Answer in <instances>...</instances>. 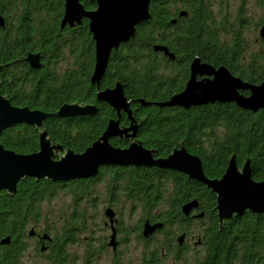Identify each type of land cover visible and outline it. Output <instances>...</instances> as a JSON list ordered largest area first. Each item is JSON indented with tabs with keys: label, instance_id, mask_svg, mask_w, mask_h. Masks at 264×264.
<instances>
[{
	"label": "trees",
	"instance_id": "1",
	"mask_svg": "<svg viewBox=\"0 0 264 264\" xmlns=\"http://www.w3.org/2000/svg\"><path fill=\"white\" fill-rule=\"evenodd\" d=\"M254 1L264 6V0ZM47 2L0 0L2 13L6 7L17 9L20 5L24 11H33L34 14L28 17L36 20L32 24L20 22L17 31L8 26L9 34L0 30V66L8 60L14 61L10 68L15 67L20 73L23 70L21 74L26 76V66L17 60L26 52L36 49L37 44H43L45 34L46 37L48 35L44 70L37 74L32 72L31 75L36 77L33 96L29 100L16 98L12 94L9 97L16 105L20 102L32 110L40 109L48 113L56 112L64 104L97 105L99 111L93 117L51 118L45 125L52 141L65 149L83 153L105 132L116 113L106 104L97 101V87L91 84L95 67V47L91 35L87 29L81 33L61 32L57 9L60 0H49L48 6ZM209 10L210 5L205 0H154L150 6L151 19L138 27L133 40L121 45L111 55L100 88L106 90L114 88L117 82L122 84L125 96L133 101L131 108L139 125L137 138L146 148L155 150L157 157H166L172 149L183 144L189 153L201 159L205 175L217 179L224 175L229 160L235 155L239 166L250 159L253 179L264 181V110L253 113L240 109L234 103H218L170 113L165 109L144 107L138 103L139 100L164 102L172 97L184 82L188 61L196 55L211 65L229 67L247 82L260 84L264 81V66H259V54L249 68L243 67L240 70V40L236 38L232 47L220 43L216 29L211 31L206 25L208 17H211ZM181 11H186L188 16L180 18ZM42 12L48 19L46 25L42 23ZM173 19H177L176 24H172ZM33 27L35 29H31ZM16 38L24 39V45L18 47L15 44ZM62 41L65 42L64 50L58 46ZM156 45H165L172 53L177 52L182 58V64L185 60L184 65L175 71L173 63L164 57L160 60L154 52ZM64 51H67V56L75 59V64L74 68L60 73L58 64L64 58ZM165 63L170 72L163 77L160 72ZM5 70V73L11 71L9 67ZM175 72H178L176 77ZM36 75L44 77L38 80ZM163 87H166V91L160 93ZM121 121L123 126L131 124L124 114ZM0 143L6 149L16 152L34 153L39 147L38 131L24 125L17 126L6 130L0 137ZM111 143L115 147H126L117 138L111 140ZM102 170L98 177L70 183L80 187L83 196L88 192L87 185H95L102 180L104 171L108 173L106 167ZM111 177L115 185L122 181L131 193L138 196L141 192L139 189L143 192L152 190L161 174L156 169L131 168L126 169L125 174L115 170ZM163 177H167L166 174ZM173 179L177 185L174 205L178 211L182 202L201 198H206L215 206V197L202 184L179 173ZM51 189H56V186L53 188L47 182L28 179L21 183L14 197L5 192L0 193V241L11 237L9 246L0 245V264H20L24 250L21 252L17 249L15 243L20 237L22 223L28 215L38 216L36 205L52 196ZM213 223L208 236L212 263L234 264V261L239 260L241 264H264V215L246 213L226 222L223 229H220L217 221ZM53 254L55 259L63 256L60 247Z\"/></svg>",
	"mask_w": 264,
	"mask_h": 264
},
{
	"label": "water",
	"instance_id": "2",
	"mask_svg": "<svg viewBox=\"0 0 264 264\" xmlns=\"http://www.w3.org/2000/svg\"><path fill=\"white\" fill-rule=\"evenodd\" d=\"M97 3L96 11L87 12L79 0H66V9L62 25L74 26L83 18L90 20V33L96 46L95 69L91 84L100 88L113 49L129 43L137 35L138 27L151 19L150 6L154 0H91ZM180 16H187L182 12ZM176 20L172 21V24ZM5 26L0 15V27ZM260 34L264 38V27ZM154 52H163L173 61L175 55L166 46L156 45ZM27 60L33 69H40V55L29 54ZM0 66V73L3 70ZM198 77H205L198 80ZM250 92L245 96L244 92ZM97 101L108 103L117 118L109 121L105 132L83 153H76L55 144L44 127L51 118H82L98 114V106L91 104H64L55 113L32 110L29 107H14L9 99L0 94V136L18 125L34 127L39 131V151L33 154H19L6 149L0 143V193L6 192L13 197L18 191V184L28 178L37 181L66 183L86 180L97 176L106 166L150 167L173 170L188 179L206 186L216 196L215 211L221 227L225 220L242 217L247 212L264 214V181H255L252 176L251 160L242 167L238 166L236 156L229 160L227 169L221 178L210 179L204 173L203 164L198 156L188 152L183 144L175 148L167 158H155V151L147 149L136 139L139 125L131 106L133 101L125 96L124 88L117 82L114 88L98 90ZM144 107L160 108L180 107L190 109L209 104H236L242 110L257 113L264 110V82L251 84L234 77L225 67H215L195 59L191 66V77L183 92L174 95L167 102L155 103L139 100ZM125 113L131 122L128 127H121L120 117ZM120 138L129 142L126 148L115 147L111 140ZM58 158V160H57ZM198 202L192 201L183 207V213L189 216L198 208ZM106 216L114 218L112 210ZM202 215L198 216L201 217ZM156 227V226H155ZM155 228L146 224L145 235H150ZM182 239V238H181ZM11 237L0 241L1 246H9Z\"/></svg>",
	"mask_w": 264,
	"mask_h": 264
},
{
	"label": "flooded vegetation",
	"instance_id": "3",
	"mask_svg": "<svg viewBox=\"0 0 264 264\" xmlns=\"http://www.w3.org/2000/svg\"><path fill=\"white\" fill-rule=\"evenodd\" d=\"M20 1L21 0H18V2H20ZM45 1H48L46 4L48 6L49 0H45ZM79 2L84 7L85 11H87V12L96 11L98 8L97 3L92 2L91 0H79ZM16 7H17V3H16ZM57 9L59 12L58 19L60 20L59 21V27H60L61 32L64 31V32H68V33H72V32L73 33H81V31L83 29H87L88 33L91 35V33H90V20L88 18H83L81 20V23H76V24H74V26H70V25L63 26L62 25V21L64 18L65 9H66V0H60V3L58 5ZM3 11H4L3 13L0 11V15L4 18L5 26L0 27V30H2L3 32H5L7 34H9V32H10L9 28L14 30V31H17V29L20 28V26H18V24L20 22L26 21V24L27 23L32 24L33 22L36 21L35 18L28 17L30 14H34V12L30 11V13H29V11H24V8L21 7L20 5H18L17 9L16 8L10 9V8L6 7L5 9H3ZM182 12H185V11H181L179 13L180 18L188 16L187 12H186L187 16H180ZM41 19H42L43 24L46 25L48 23L47 16L44 12H42ZM173 20H176V23H177V19H173ZM211 21H213L212 14H211V17L210 16L208 17L207 22L211 23ZM176 23H173V24H176ZM233 23L237 24V26H240L242 21L239 20V22H237L234 19ZM223 24H225V22H223ZM8 26H9V28H8ZM237 26H235L233 29L227 28L228 29L227 30L226 28L221 27V25H220V27L224 31V38L221 39V43L223 45L227 44V40H229V39H233L235 42L236 38L242 34L241 30L239 28H237ZM31 29H35V28L33 27ZM214 29L215 28H211L210 30L212 31ZM236 29L238 32L236 31ZM61 35H62V37L65 38V36L63 34H61ZM259 35H260V33H259ZM91 37H92V35H91ZM18 39L19 38L15 39V44L18 47L23 46L24 45V39L23 40H18ZM31 39H33V37H31ZM47 39H48V35L46 37V34H45V42H43V44H37L35 46L36 49H33V50L26 52L24 54V56H22L20 58V60H17L18 63H23L26 66V69L28 70V73L26 76L21 74L23 72V70H21V73H20L19 70L16 69L15 67L10 68V66H12V63L14 61L8 60L9 62L1 65L4 68L2 70L3 73H0V94L7 97L14 107L25 108L26 105H22L20 102H18V105H16L15 104L16 102L14 103L12 101V99H10V97H9L10 94L14 95V97H16V98H19V99L20 98H26L27 100L31 99V97L34 94V85H35L34 84V78H36V77L35 76L31 77V75H32V72H35L37 74V73H40L42 70H44L45 55L47 53V52H45V49L48 48V45H47L48 40ZM92 40H93V37H92ZM234 42L232 44H229V45L227 44L228 47H232L234 45ZM257 42L258 43H264V39L260 38L257 40ZM93 43H94V47L96 49L94 40H93ZM64 44H65V42L62 41V42H60V44H58V46L62 47V50H64L65 49ZM162 46H165V45H162ZM30 53L40 55V62H41V68L40 69H33L29 63H27L25 61H21V59L27 57ZM156 54L161 55L164 58H167V61L173 63V68L175 71L176 70L178 71L180 69V67L183 66L185 63V60H184V63L182 64V58L179 56V54L177 52H174V51H173V54L175 55V58L173 59V61L170 60L167 56H165V54L163 52H159ZM195 59H200L201 63H203V64L211 65L207 62H204L202 60V58L198 55H196L191 61H188V64H187L188 69H187V74L184 78V82H183L182 86L180 87V90L178 92L174 93V95L180 94L181 92H183L185 90L187 83L191 77V66H192L193 62L195 61ZM17 62H15V63H17ZM240 63L241 62L238 59V66H239V69L241 70L243 68V65H241ZM211 66L215 67V69H218L220 67H225L234 77L242 79L241 77H239L237 75V73L232 72L231 69L225 65H219V66L211 65ZM7 67H9V69H11V71L5 73V71H6L5 69H7ZM177 74H178V72H175L174 77H176ZM36 76H37L38 80H40V78L43 79V77H44V75H42V76L36 75ZM172 76H173V74H172ZM204 78L205 77H198V80H202ZM243 81L247 82L245 80H243ZM160 84H163V83H160ZM251 84H253V83H251ZM165 88L166 87L161 88L160 93L163 91H166ZM243 94L245 96H249L250 92L249 91L244 92ZM174 95H172V97ZM170 99H171V97L164 102H167ZM155 103H161V102H155ZM216 104H218V103H216ZM209 105H214V104H209ZM205 106H208V105H204V106H200V107H192L188 110L184 109V108H180V107H173V108H171V107H166V108L158 107V108L159 109H165L168 112L173 113V111H189V110L194 109V108H202ZM155 107H157V106H155ZM37 110H40V109H37ZM41 111H43V110H41ZM43 112H46V111H43ZM18 126H22V125H18ZM24 126H26V125H24ZM128 126H130V125H128ZM128 126H125V127H128ZM38 136H39V131H38ZM117 139H119L120 141H123L120 138H117ZM162 141L165 142L166 140L162 139ZM54 143L57 144L56 142H54ZM124 143L126 144V147H128L130 141L129 142L126 141ZM172 143H173V141H172ZM126 147H124V148H126ZM118 148H121V147H118ZM147 149H149V148H147ZM150 150H152V149H150ZM38 151H39V147H38V150L35 151L34 153H36ZM172 151H173V149H172ZM16 153L33 154V153H20V152H16ZM155 158L156 159L167 158V156L166 157H157L156 151H155ZM57 160H58V158H57ZM242 165L241 166L238 165V166L242 167ZM131 168H134V167H116V166L106 167L110 179H112L111 176L115 170L121 171L122 174H125L126 169H131ZM143 168L156 169L158 171V173L161 174V178L156 181V184L152 190H148L146 192H143L141 189H139L141 192H140V195H138V196H137V194H135L133 192L131 193L128 190L129 188L127 187V185L124 184L122 181H121V184L115 185L113 183V180H111V185H109L110 189H109V193H108L109 203H108L106 210H105V216H106L107 210H112V212L114 214V218L112 219L113 222H111V219L106 216L108 222L104 221L105 226L108 227L109 231L111 232V235L107 239V240H109V242H107V240H106V243L102 242V248L101 249L98 248L97 251H93V250L90 251L89 255L95 257V256L103 253L105 251V249L108 248V249H110L111 254H112V264H133L134 262H135V264H190L191 261L189 260L188 257H194V256H196L195 259H197V261H195L196 264H216V263H212V260L209 258V255L211 253V250H210L211 241H208L209 240L208 236H210L209 234L211 232V226L214 224L213 223L214 221H217L220 229H223L226 222H228L232 219H235L236 217H233L230 220H225L223 222L222 227H221V223L219 221L218 214L215 211L216 196H214L213 193L206 186H204L207 189L208 193L212 194L215 197V200H214L215 206L214 205L212 206L211 205L212 202H208L206 198H201V199H198L199 200L198 208L193 210L189 216H186L183 213L182 209L186 204L192 202L193 200H191L190 202H182L180 204V212H179L180 213L179 215L182 216L181 218H183L182 219L183 222H187V220L198 219V221L204 225L201 229V232H200L201 234L197 235L193 232H188L189 229H187L185 226L178 225V227L181 228V234L177 235V233H176L175 235H173V225L176 224V222H174L175 219L173 220V205H174L173 199L175 198L173 196H176V191H177V185L175 183V180L173 179V176L178 172L173 171V170H163V169H158V168H153V167L152 168L143 167ZM102 169H105V167L101 168L100 172L103 171ZM100 172H99V174H100ZM99 174L95 177H98ZM164 174H166L167 177L164 178L163 177ZM123 176H122V179H123ZM28 179H31V178H28ZM28 179L21 181L18 184V191H19V186L21 185V183L27 181ZM36 182H39V181L36 180ZM41 182H47V181L41 180ZM47 183L51 184L53 188H55V186H56V189H59V190L63 189L65 187V184H66V183H53V182H47ZM67 189H71V188H67ZM74 189H77L78 191L81 190L80 187H74ZM18 191H17V193H18ZM43 191H45V190H43ZM194 200H197V199H194ZM122 201L123 202H130V201L136 202L138 205V209L136 207H134V209L136 211H138V210L141 211V216L139 217L138 221L136 222V224H135L136 226L131 231H130V228L127 227L126 224L124 223L125 219L123 217L124 214L122 213V211L115 208ZM168 210H170V211H168ZM134 213H132V214H134ZM64 215L61 218V221L65 220ZM200 215H202V216L198 217ZM73 217H74V221H71L69 219V214L67 213L66 218L68 220L69 227H66V228L60 227V229H57L58 231H56V230L54 231L53 227H55L54 225H56V224H53L50 227L46 226V228L40 229L37 225L38 221L32 222L34 219L32 220L31 219L32 217H30V215H28L26 218V221L24 223H22L23 226L21 227V234H20V237L17 239V242L15 243V247L17 249H20L21 252H23V250H24V252H23V254H24L25 251L27 250V248L29 249L31 247L28 244H31L30 241H32L33 242L32 245H33L34 249H36V252L40 251L42 253V257H44V259H46L47 264H67L69 262V256H71L68 254L67 247L69 246L70 243H72L74 240H76V235L78 234V231L80 229H82V227H78L75 224V221H77L78 218L75 216H73ZM36 220H38V219H36ZM203 220H204V222L209 221L208 225L205 226V223H203ZM71 222H73V223L70 224ZM146 224H149L150 227L155 228L153 230V232L148 236L145 235ZM28 229H30L29 233L27 232ZM191 231H194V230H191ZM129 241H135L138 244V246L136 248V251L139 252V256H140V259L138 262L132 261L129 259L130 251L127 248ZM57 247H60V250L63 253V256L61 258H57L58 260L55 259V255L53 254L54 250ZM201 249H203V250H201ZM189 255H191V256H189ZM233 263L234 264H241V261L238 260L237 262L234 261Z\"/></svg>",
	"mask_w": 264,
	"mask_h": 264
},
{
	"label": "rangeland",
	"instance_id": "4",
	"mask_svg": "<svg viewBox=\"0 0 264 264\" xmlns=\"http://www.w3.org/2000/svg\"><path fill=\"white\" fill-rule=\"evenodd\" d=\"M205 1L210 5L209 12H211L213 18V21H211V23L206 22V25L209 29H216L220 43L221 39L224 38V31L221 27L233 29L235 26H237V24L233 23L234 19L237 22L241 20V27L237 26V28H239L242 32V34L237 37L240 40L241 48L239 57V61L241 62L240 64L243 65V67L249 68L254 63L255 57H257L256 55L259 54V66L263 67L264 43H258L257 40L260 38L264 39L262 38L261 34L259 35L261 29L264 27V6L255 4L254 0ZM223 22H225V24H223ZM233 42V39L227 40L228 45L232 44ZM262 55L263 57H261ZM159 57L160 60H162V56L159 55ZM74 64L75 59L71 58L70 55L67 56V51H64V58L58 64L59 72L62 73L67 69L74 68ZM166 67L167 64L165 63L163 65V70L160 72L161 76L163 77L169 75L170 72V70ZM102 177V180H100L95 185H87L88 192H85L83 196L80 194V191L76 192L72 191L71 189H51L52 196L49 199L38 202L36 205V213L38 216H35L34 214L30 215V217H32L31 219H34L32 222L38 221L37 225L40 229L56 224L54 225L55 227H53L54 231H58L57 229H60V227H69V223L66 218L67 213L69 214V219L71 221H74L73 216L78 218V220L75 221V224L78 227H82V229L78 231L76 240L70 243L67 247L68 254L71 255L69 256V262L67 264H112V254L108 248H106L103 253L95 257L89 255L90 251H97L98 248L101 249L102 242L106 243V240L111 235L108 227H106L104 224V221L108 222L105 216V210L109 203L108 193L111 180L106 171L103 172ZM173 201H175V198ZM195 201H197L199 204L198 199ZM134 207L138 209L137 203L132 201H122L120 204H118V206L115 207L118 210H121L124 214V223L130 228V231L136 226L135 224L141 216V211H136ZM179 212L180 210L178 211L174 205L173 220L175 219L174 222H176V224L173 225V235L176 233L177 235L181 234V228H179L178 225L185 226L187 229H189L188 232H193L197 235L201 234L200 232L204 225L200 223L198 219H192L187 220V222H183V218H181L182 216L179 215ZM63 215L65 216V220L61 221ZM72 223L73 222L70 224ZM203 223H205L206 226L208 225L209 221L204 222L203 220ZM29 231L30 229L27 230L28 233ZM107 242H109V240H107ZM30 243L31 244L28 245L31 247L29 249L27 248L23 254L20 264H47L46 259L42 257V253L40 251L36 252V249H34L32 245L33 242L30 241ZM137 246L138 244L135 241H129L127 247L130 251L129 259L136 262H138L140 259L139 252L136 251ZM188 258L191 261L190 264H196V256ZM133 264H135V262Z\"/></svg>",
	"mask_w": 264,
	"mask_h": 264
},
{
	"label": "bare ground",
	"instance_id": "5",
	"mask_svg": "<svg viewBox=\"0 0 264 264\" xmlns=\"http://www.w3.org/2000/svg\"><path fill=\"white\" fill-rule=\"evenodd\" d=\"M126 44H127V43H126ZM119 48H120V47H119ZM119 48H117V49H113V52L116 51V50H118ZM95 52H96V49H95ZM113 52H112V54H113ZM30 54H32V53H30ZM112 54H111V55H112ZM32 55H36V54H32ZM28 56H29V55H28ZM28 56L25 57L24 59H27ZM95 57H96V56H95ZM110 58H111V57H110ZM21 61H25V62H27V60H21ZM27 63H29V62H27ZM29 64H30V63H29ZM95 64H96V60H95ZM30 66H31V65H30ZM108 66H109V64H108ZM107 68H108V67H107ZM94 69H95V67H94ZM106 72H107V71H106ZM1 73H3V71H2ZM263 82H264V81H263ZM263 82H262V83H263ZM98 90H101V88L98 89V87H97V92H98ZM101 91H102V90H101ZM102 104H106L107 106H109V108H111V106H110L108 103H102ZM111 109H112V108H111ZM112 111H113V109H112ZM113 112L116 113L115 111H113ZM123 114L126 115V116L128 117V115L125 114V113H122V114H121V117H120V125H121L122 128L125 127V126L122 125V121H121V120H122V115H123ZM96 115H97V114H96ZM91 117H93V116H91ZM115 118H117V114H116V117H115ZM128 119H129V118H128ZM48 120H49V119H48ZM46 122H47V121H46ZM46 122H45V125H46ZM45 125H44V127H45ZM16 127H17V126H16ZM29 127H31V126H29ZM32 128H34V127H32ZM34 129H35V128H34ZM137 133H138V131H137ZM0 137H1V136H0ZM136 139H138V138H136ZM136 139H132V140H130V142L135 141ZM123 141L126 142L125 140H123ZM141 142H142V141H141ZM129 145H130V143H129ZM129 145H128V146H129ZM143 146H144V145H143ZM144 147H145V146H144ZM178 148H180V147H178ZM174 149H175V148H174ZM174 149H173V150H174ZM169 155H170V154H169ZM169 155H168V156H169ZM168 156H167V157H168ZM106 167H110V166H106ZM131 167H133V166H131ZM134 168H137V167H134ZM140 168H143V167H140ZM179 174H180V173H179ZM70 182H72V181H70ZM70 182H69V183L66 182L64 188H65V189H67V188H71L72 191L79 192L77 189H74V187H77V186H75V185H71ZM193 201H194V200H193ZM247 213H250V212H247ZM252 214H253V213H252ZM263 215H264V214H263Z\"/></svg>",
	"mask_w": 264,
	"mask_h": 264
}]
</instances>
